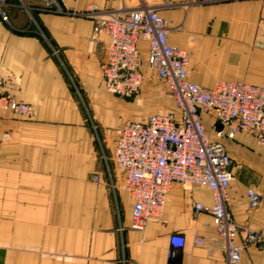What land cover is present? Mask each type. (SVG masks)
Here are the masks:
<instances>
[{
    "label": "crops",
    "instance_id": "crops-1",
    "mask_svg": "<svg viewBox=\"0 0 264 264\" xmlns=\"http://www.w3.org/2000/svg\"><path fill=\"white\" fill-rule=\"evenodd\" d=\"M58 3L77 12L93 5L106 13L155 7L169 23L170 43L189 52L192 82L264 84V0ZM4 10L0 91L31 105L34 114L0 111V264H169L174 233L187 238L180 264H228L217 238L205 246L193 240L195 230L214 234L211 215L195 212L196 203L213 205L206 188L174 184L162 219L133 227V201L113 155L118 131L147 117L136 119L134 101L105 90L108 37L97 24L49 12L44 0H8ZM140 48L146 60L147 43ZM172 109L173 99L170 109L158 112ZM204 123L235 164L229 192L241 227L238 264H264V147L246 133L218 136L212 115ZM249 189L262 196L255 210L247 204Z\"/></svg>",
    "mask_w": 264,
    "mask_h": 264
},
{
    "label": "built area",
    "instance_id": "built-area-1",
    "mask_svg": "<svg viewBox=\"0 0 264 264\" xmlns=\"http://www.w3.org/2000/svg\"><path fill=\"white\" fill-rule=\"evenodd\" d=\"M7 2L0 0V15L5 22ZM44 2L49 12L91 19L98 26L96 30L108 37L103 70L108 93L121 98L137 95L143 87L144 72L149 70L165 83L174 101V109L128 122L117 134L113 157L124 174V189L133 201V227L143 229L148 223L162 219L174 184L187 189L206 188L212 193L213 205L196 203L195 212L211 215L214 234L203 237L195 230L194 243L205 246L217 238L225 249L228 264L240 263L241 227L231 212L229 192L233 181L232 158L224 143L208 136L204 116L214 117L218 136L232 140L237 134L246 133L264 147V84L232 80L220 81L209 88L192 82L189 52L170 43L169 23L155 7L106 13L93 5L77 12L63 10L58 0ZM142 41L148 45L146 60L141 53ZM0 111L25 117L34 114L31 105L2 91ZM7 138L5 135L2 140ZM246 199L249 208L255 210L262 196L249 189ZM186 242L184 233L169 236V264H180Z\"/></svg>",
    "mask_w": 264,
    "mask_h": 264
},
{
    "label": "rangeland",
    "instance_id": "rangeland-1",
    "mask_svg": "<svg viewBox=\"0 0 264 264\" xmlns=\"http://www.w3.org/2000/svg\"><path fill=\"white\" fill-rule=\"evenodd\" d=\"M128 100L134 101L140 109V112L135 117L136 119H140V117L145 118L152 113L168 110L172 107V99L169 96L167 86L149 70H146V78L140 93ZM208 133L210 135L212 132L208 131ZM9 138L8 135L7 140ZM234 165L233 163L232 166L234 167Z\"/></svg>",
    "mask_w": 264,
    "mask_h": 264
}]
</instances>
